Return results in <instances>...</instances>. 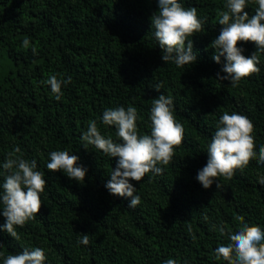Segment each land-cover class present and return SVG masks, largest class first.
I'll list each match as a JSON object with an SVG mask.
<instances>
[{"label":"trees","instance_id":"16d2710c","mask_svg":"<svg viewBox=\"0 0 264 264\" xmlns=\"http://www.w3.org/2000/svg\"><path fill=\"white\" fill-rule=\"evenodd\" d=\"M178 2L207 18L203 31L189 37L197 60L183 67L161 59L151 20L158 0H0V75L10 76L6 85L0 79V185L6 175L2 165L16 146L23 158L37 162L47 180L40 212L16 226L20 238L0 228L4 257L41 247L45 264H163L169 258L178 264H227L216 258L215 249L229 243V230H239L238 217L264 230V185L259 183L264 164L253 159L208 189L196 179L225 111L249 117L257 153L264 146V52H257L260 72L238 86L218 80L226 61L221 57L216 63L210 46L223 27L218 21L226 0ZM256 7L249 0L245 11L251 16ZM238 46L245 56L256 50L253 42ZM52 75L72 78L60 100L46 83ZM161 94L173 98L184 140L171 162L161 165L162 174L131 181L141 201L130 208V198L105 187L118 157L92 145L84 148L81 137L96 120L101 134L116 140V128L104 125L102 114L130 105L141 117L140 133H150V109ZM59 150L79 157L77 163L88 170L84 181L47 169L50 153ZM5 220L0 208V226ZM84 234L87 245L80 243Z\"/></svg>","mask_w":264,"mask_h":264},{"label":"clouds","instance_id":"9594fccd","mask_svg":"<svg viewBox=\"0 0 264 264\" xmlns=\"http://www.w3.org/2000/svg\"><path fill=\"white\" fill-rule=\"evenodd\" d=\"M249 0H226L225 9L219 15L218 23L223 27L220 34L211 42L216 49L213 59L221 63V71L216 74L220 81H229L233 87L238 86L242 78L260 72V58L257 52H264V0H254L258 7L255 14L249 15L245 9ZM206 17L201 18L196 7H184L178 0H158V12L151 17L154 36L162 49L161 59L167 63L174 62L177 67L193 64L197 60L193 52V41L189 37L203 31ZM238 42H253L256 50L245 56V49ZM29 46V40L23 41V47ZM33 54L36 48H32ZM71 76L58 79L52 75L46 83L56 100L63 95L62 87L71 82ZM156 90L161 88L156 85ZM141 119L134 106L110 107L102 114L104 125L116 128V137H105L98 128L97 121L92 120L82 134L83 147L92 145L110 157H118L115 169L105 184L112 195L130 198L128 207L135 208L141 197L136 194L137 188L131 181L140 182L147 173L162 174L173 156L175 147L182 144L185 129L177 122L174 115V102L171 96L159 95L152 102L150 109V133L141 134L137 121ZM254 123L246 115L225 111L219 118L216 131L207 147L206 165L198 171L196 179L208 189L219 177L231 179L237 169L243 170L250 161L257 159L264 164V146L255 150ZM79 157L67 150L52 151L49 171L62 170L69 178L82 182L87 168L78 164ZM6 175L0 188V205L2 215L6 218L0 226L14 239H19L16 226L23 227L29 220L35 219L43 205L41 194L47 180L45 173L38 170L35 160L23 158L21 148L16 146L2 165ZM264 185V177L259 179ZM217 189L221 187L216 183ZM241 226L238 231H228L229 243L221 244L215 249L217 259L223 258L227 264H264V230L258 225H249L244 217H238ZM215 227V226H214ZM221 234L225 228L219 229ZM80 243L87 245L89 237L82 236ZM2 246V245H0ZM3 257V264H45V250L41 247L24 248L18 254ZM163 264H178L176 259L169 258Z\"/></svg>","mask_w":264,"mask_h":264},{"label":"rangeland","instance_id":"374dc122","mask_svg":"<svg viewBox=\"0 0 264 264\" xmlns=\"http://www.w3.org/2000/svg\"><path fill=\"white\" fill-rule=\"evenodd\" d=\"M0 79H1V84H9L10 82V76L8 75V72H3L1 75H0ZM16 79H17V76H16Z\"/></svg>","mask_w":264,"mask_h":264}]
</instances>
